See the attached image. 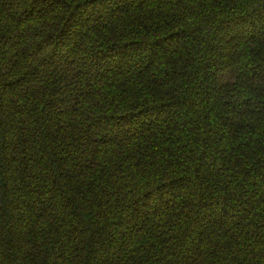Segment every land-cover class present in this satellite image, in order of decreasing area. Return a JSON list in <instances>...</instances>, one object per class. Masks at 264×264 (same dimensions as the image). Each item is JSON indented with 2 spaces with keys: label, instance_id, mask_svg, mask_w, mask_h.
Instances as JSON below:
<instances>
[{
  "label": "trees",
  "instance_id": "16d2710c",
  "mask_svg": "<svg viewBox=\"0 0 264 264\" xmlns=\"http://www.w3.org/2000/svg\"><path fill=\"white\" fill-rule=\"evenodd\" d=\"M0 264H264V0H0Z\"/></svg>",
  "mask_w": 264,
  "mask_h": 264
}]
</instances>
